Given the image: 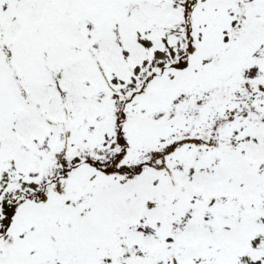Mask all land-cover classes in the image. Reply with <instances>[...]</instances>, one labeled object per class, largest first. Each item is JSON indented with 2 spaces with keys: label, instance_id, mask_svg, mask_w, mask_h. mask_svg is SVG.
Listing matches in <instances>:
<instances>
[{
  "label": "snow or ice",
  "instance_id": "obj_1",
  "mask_svg": "<svg viewBox=\"0 0 264 264\" xmlns=\"http://www.w3.org/2000/svg\"><path fill=\"white\" fill-rule=\"evenodd\" d=\"M0 264H264V0H0Z\"/></svg>",
  "mask_w": 264,
  "mask_h": 264
}]
</instances>
